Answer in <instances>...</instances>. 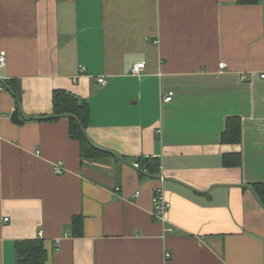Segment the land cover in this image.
Wrapping results in <instances>:
<instances>
[{
  "label": "crops",
  "instance_id": "1",
  "mask_svg": "<svg viewBox=\"0 0 264 264\" xmlns=\"http://www.w3.org/2000/svg\"><path fill=\"white\" fill-rule=\"evenodd\" d=\"M1 56L0 264L38 240L44 264H264V0H0ZM56 91L88 104L91 158L45 120Z\"/></svg>",
  "mask_w": 264,
  "mask_h": 264
},
{
  "label": "trees",
  "instance_id": "2",
  "mask_svg": "<svg viewBox=\"0 0 264 264\" xmlns=\"http://www.w3.org/2000/svg\"><path fill=\"white\" fill-rule=\"evenodd\" d=\"M262 0H236L238 5L257 4ZM6 88L15 97L16 106L20 101V87L15 81H6ZM53 115L45 120L55 121L59 118H69L70 128L69 137L79 142L82 158H91L96 149L88 140L85 130L88 126L89 108L85 101L79 100L75 96L66 92L56 91L53 93ZM240 132V125L237 119L231 118L227 121V126L222 135L223 142H233L237 139ZM157 160H139L141 167H147V174L150 172L151 165L157 168ZM145 164V165H144ZM144 165V166H143ZM250 189L254 196L264 208V183H253ZM15 262L16 264H44L47 259V254L41 241H19L14 245Z\"/></svg>",
  "mask_w": 264,
  "mask_h": 264
},
{
  "label": "built area",
  "instance_id": "3",
  "mask_svg": "<svg viewBox=\"0 0 264 264\" xmlns=\"http://www.w3.org/2000/svg\"><path fill=\"white\" fill-rule=\"evenodd\" d=\"M157 43V42H156ZM5 64V58H3L2 56L0 57V65H4ZM222 66V65H221ZM145 67V62H139L136 63L133 68H132V74L133 75H138L140 73V71ZM87 72L86 66L85 65H80L79 66V74L80 75H85ZM260 78H264V74L260 75ZM98 84L100 85H105L106 81L102 78H98L97 79ZM172 93H168L165 96L161 97L162 102L167 103L170 102L172 100ZM62 164L58 163L56 165H54L53 170L54 173L57 175H61L62 174ZM134 169H142L141 165L139 163H135L133 164ZM143 170L146 171V169L144 168ZM161 180H163V178H161ZM137 196V194L135 195ZM152 205H153V211H152V219L159 221L161 223H165L166 222V216L167 213L170 209L169 204L164 200V197L162 195L161 190H157L152 198ZM7 221V220H4ZM168 231H171V229H168ZM166 257L169 256V254L167 253L165 255Z\"/></svg>",
  "mask_w": 264,
  "mask_h": 264
},
{
  "label": "water",
  "instance_id": "4",
  "mask_svg": "<svg viewBox=\"0 0 264 264\" xmlns=\"http://www.w3.org/2000/svg\"><path fill=\"white\" fill-rule=\"evenodd\" d=\"M11 121L16 123V124H21L22 121L19 118L18 110L14 111L12 116H11Z\"/></svg>",
  "mask_w": 264,
  "mask_h": 264
}]
</instances>
